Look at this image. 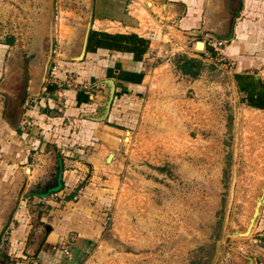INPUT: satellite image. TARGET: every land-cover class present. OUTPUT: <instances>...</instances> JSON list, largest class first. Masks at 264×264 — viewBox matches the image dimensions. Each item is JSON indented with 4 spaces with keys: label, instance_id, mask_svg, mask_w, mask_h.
<instances>
[{
    "label": "rangeland",
    "instance_id": "1",
    "mask_svg": "<svg viewBox=\"0 0 264 264\" xmlns=\"http://www.w3.org/2000/svg\"><path fill=\"white\" fill-rule=\"evenodd\" d=\"M131 1V17L145 20L148 31L158 33L160 44L166 42L169 46L170 39L177 38L169 37L170 31L180 35L183 31L187 33L183 34L185 44L195 54L196 43H208V38L226 41L224 51L231 44L241 12L240 2L236 5L226 2L223 7L221 2L213 0H167L163 16L160 4L151 0ZM169 3L175 6H168ZM212 3L223 7L218 16L220 26L215 21L217 16L209 11ZM22 4L16 5L19 14L22 11V18L14 9L15 20L8 23L7 32L2 28L0 35L13 31L22 37L15 25L18 19L21 24L23 19L29 20ZM188 4H192L189 7L193 16L186 12ZM54 8V51L60 53L70 33L66 26L75 22L84 24L89 6L82 8L81 13L77 10L78 0H55ZM76 15L80 17L77 19ZM185 17L192 18L194 25L181 27ZM164 25L171 29L161 28ZM83 29L80 25L78 40ZM23 36L32 40L29 33ZM167 48L161 50V56L149 68L166 65L179 54L167 52ZM47 51L48 38L40 50L41 57ZM223 51L220 58L225 59L201 63L197 78L184 77L175 71L174 65H179L180 57L159 70L144 122L146 128L138 124L136 131L133 130L135 134L122 132L121 139L127 138L128 142L123 144L117 140V146L108 151L114 155L105 164L113 175L108 187L112 192L98 221L99 237L90 241L79 264H248L245 257L251 253H256L261 261L264 205L250 236L236 237L231 232L247 226L254 197L264 180V110L244 102L246 95L240 91L235 78L236 59ZM20 54L32 61L36 51L28 50L23 55L20 50ZM261 66L245 72L259 76L263 82L260 84H264V64ZM22 67L21 63L17 65L18 72ZM14 72L18 78L17 70ZM20 79L22 95L0 93L1 103L4 101L10 106V116L16 123L21 120L26 100ZM148 80L152 82V77ZM17 85L5 84L2 88L6 91ZM90 177L88 174L80 183V189L88 184ZM43 182L45 179H33L29 189L35 190ZM27 193L16 200L13 210ZM42 231L46 236L47 228L43 227ZM62 248L61 244V251Z\"/></svg>",
    "mask_w": 264,
    "mask_h": 264
},
{
    "label": "crops",
    "instance_id": "2",
    "mask_svg": "<svg viewBox=\"0 0 264 264\" xmlns=\"http://www.w3.org/2000/svg\"><path fill=\"white\" fill-rule=\"evenodd\" d=\"M213 1L221 2L223 7L226 2H235V5L240 2L241 12L234 37L222 51L236 59L235 78L240 75L245 82L263 83L259 76L245 71L264 64V0ZM20 2H23L21 8L29 19H23L22 24L18 19L15 23L16 31L21 32L22 37L19 38L13 31L0 35V93L22 95L18 82L21 78L26 96L22 105V121L19 119L16 123L10 116V106L4 101L1 103L0 94V264H79L80 258L88 251L90 241L99 237L98 221L112 192L108 187H111L113 175L110 168L105 167L110 156L109 149L117 146L122 132L135 134L138 124L146 128L144 122L148 118L152 89L157 87L153 83L159 70L184 55L205 63L202 59L204 48L196 50L197 42V54L191 53L184 41L183 34L187 33L181 31L180 35L170 31L169 37L177 38L174 41L169 38L171 44L167 52L175 46L181 51L174 50L179 54L168 60L170 64L155 65L151 69L148 66L161 56L159 49L168 47L166 42L160 44L157 30L154 31L158 37L150 42L141 58L135 57L133 52L118 51L117 45L102 41L101 33L136 34L148 40V32L152 30L148 31L145 20L131 17V0H94L93 36L85 59L74 62L67 58L74 53L79 33L80 25L75 22L66 26L70 33L61 46L62 51H54L41 96L33 97L30 94L32 73L39 65L40 50L44 48L41 31L48 0H0V30L5 27V32L8 31V23L15 20L14 9L22 18V11L19 14L16 7ZM78 4L77 10L81 11L90 5V0H78ZM148 4L153 5L151 2ZM212 4L209 11L217 16L215 21L220 26L218 16L223 7L220 3ZM191 5H187L186 12L193 16ZM161 9L164 16L167 6ZM76 16L77 19L80 17ZM182 22L184 25L181 27L195 23L188 17ZM161 28L171 29L165 25ZM23 33L31 34L32 40L24 39ZM20 50H23V55L28 54V50H35V59L28 61L22 58ZM19 63L23 67L18 72ZM174 67L175 71L181 72L177 66ZM15 70L18 78L14 76ZM151 77L152 82H149ZM107 79H113L116 84L111 110L106 120H92L89 117L103 114L109 92L103 81ZM71 81L72 86H69ZM5 84L18 85L5 91L2 88ZM25 120L32 121L33 125L23 131L21 123ZM88 174L91 175L88 184L80 189V183ZM24 176L28 178L25 188L28 193L13 210L17 200L15 194L20 191ZM33 179H45L46 182L39 184L35 190L29 189ZM61 182L63 186L59 190ZM45 192L49 193L43 195ZM53 194L58 196L53 198ZM261 216L264 222V206ZM48 226L51 229L44 236L43 227ZM61 244L72 251L71 258L63 254ZM260 256L261 261H258L256 253H251L249 257L255 264H264V249Z\"/></svg>",
    "mask_w": 264,
    "mask_h": 264
},
{
    "label": "water",
    "instance_id": "3",
    "mask_svg": "<svg viewBox=\"0 0 264 264\" xmlns=\"http://www.w3.org/2000/svg\"><path fill=\"white\" fill-rule=\"evenodd\" d=\"M153 3L160 4L162 6L166 5L167 0H151ZM55 0H48L46 4V10L44 12V24L43 29L41 31L42 39L44 40V47H45V39L48 38V51L46 52V56H42L39 61V65L32 73V82H31V96L33 97H40L42 93V89L47 81V76L49 72V68L54 56V24H55V8H54ZM168 6H175L173 3L167 4ZM93 15H94V0H90L89 11L87 13L86 19L84 24L80 23L81 26L84 27L83 34L81 37L76 38L75 40V49L72 56H68L67 58L70 61L74 62H81L85 59L87 51H88V44L90 39V34L92 31L93 25ZM198 48L202 46L205 47L203 42H198ZM109 90L108 96L105 100L104 111L101 116L97 117H89L92 120L96 121H103L106 120L109 112L111 110V106L113 100L115 98V91H116V84L113 79H107L103 81ZM113 154H111L108 158V161L113 158ZM27 177L24 176L22 179V185L20 191L18 193V200L21 198L22 194L25 192V188L27 185ZM17 203V202H16ZM264 205V180L262 181V186L260 187L259 194L254 197V205L251 207V215L248 219L247 226L244 230H233L231 234L236 237H248L251 235L256 223L257 219L261 214V208ZM50 227H47L46 235L50 231ZM43 243V241H42ZM245 257V256H244ZM248 264H254L251 258L245 257Z\"/></svg>",
    "mask_w": 264,
    "mask_h": 264
},
{
    "label": "trees",
    "instance_id": "4",
    "mask_svg": "<svg viewBox=\"0 0 264 264\" xmlns=\"http://www.w3.org/2000/svg\"><path fill=\"white\" fill-rule=\"evenodd\" d=\"M93 34H90L89 44L91 42ZM101 39L103 42H112L111 44L117 45L116 50L133 52L135 57L141 58L148 50L150 46V41L144 38L138 37L136 34H108L101 33ZM88 44V47H89ZM89 50V48H88ZM202 62L192 58H179V65H177L178 70H180L184 75L197 78L201 72ZM236 80L240 91L246 95L244 102H246L250 107L259 110H264V84L255 85L251 82H245V78L237 75ZM60 170L61 163L59 162ZM63 183L59 185L58 189L61 190ZM49 192L43 193L46 195ZM42 195V194H41Z\"/></svg>",
    "mask_w": 264,
    "mask_h": 264
},
{
    "label": "built area",
    "instance_id": "5",
    "mask_svg": "<svg viewBox=\"0 0 264 264\" xmlns=\"http://www.w3.org/2000/svg\"><path fill=\"white\" fill-rule=\"evenodd\" d=\"M158 36H157V34L156 33H150V35H149V41L150 42H152V41H154L156 38H157ZM207 37H210V36H207ZM171 44V43H170ZM204 44H205V47H204V49L202 50V53H203V61L205 62V61H209V62H213L214 60H218V61H221L222 59H225V58H220V55L222 54V48H223V46H225V44H226V41H217V40H213L212 38H208V43H206V42H204ZM175 46V45H174ZM181 47V46H180ZM207 47V48H206ZM208 48H213L214 50H212V51H209V49ZM164 50V48L163 47H161V49H160V52H161V50ZM169 49V46H168V48H167V51H169L168 50ZM177 50V52H179V51H181L179 48H178V46L176 47H173V48H170V51L173 53V54H175V53H177V52H174V50ZM165 51V50H164ZM220 58V59H219ZM72 81L71 82H69L68 83V85L69 86H72ZM32 125H33V122L32 121H28V120H25V121H23L22 123H21V129L23 130V131H26L28 128H30V127H32ZM120 142H122L123 144L124 143H127L128 142V140H127V138H124V139H121L120 140ZM56 196H58V194H53L51 197H56ZM62 252H63V254L66 256V257H68V258H71L72 257V251L71 250H69V248H68V246H65L64 244H63V248H62Z\"/></svg>",
    "mask_w": 264,
    "mask_h": 264
},
{
    "label": "bare ground",
    "instance_id": "6",
    "mask_svg": "<svg viewBox=\"0 0 264 264\" xmlns=\"http://www.w3.org/2000/svg\"><path fill=\"white\" fill-rule=\"evenodd\" d=\"M163 9H164V8H163ZM199 49H203L202 46H200Z\"/></svg>",
    "mask_w": 264,
    "mask_h": 264
}]
</instances>
